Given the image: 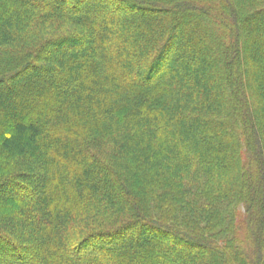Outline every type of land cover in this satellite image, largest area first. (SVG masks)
Wrapping results in <instances>:
<instances>
[{"label": "trees", "instance_id": "trees-1", "mask_svg": "<svg viewBox=\"0 0 264 264\" xmlns=\"http://www.w3.org/2000/svg\"><path fill=\"white\" fill-rule=\"evenodd\" d=\"M161 1L0 0V264H264V0Z\"/></svg>", "mask_w": 264, "mask_h": 264}, {"label": "rangeland", "instance_id": "rangeland-1", "mask_svg": "<svg viewBox=\"0 0 264 264\" xmlns=\"http://www.w3.org/2000/svg\"><path fill=\"white\" fill-rule=\"evenodd\" d=\"M154 1H156V2H159V3H161V4H164L161 0H154ZM83 5V4H82ZM115 7V8H113V7ZM106 9L108 10V11H111V10H113L114 12H116V13H118L119 11H120V13H122L123 12V10L124 11H126L127 13H129V14H135V16H139L141 13L140 12H138L139 11V9H133V8H130L129 6H127V8H123L122 10H119V11H117V9H116V6H114V3H110V2H108V3H106ZM158 14V15H160V14H165V13H162V12H159V11H156V12H153V14ZM98 15L99 16H101V15H103V14H101V13H99L98 12ZM77 29H72V28H67V27H60V29L58 28V29H55V30H49V29H46L45 31H43L44 33H46V34H44L43 33V36L44 37H51V36H53L54 34H60V33H69V32H74V31H76ZM196 32H198L197 30H195ZM85 34V33H84ZM129 34H130V37L131 38H135L134 36H136L135 35V32H134V30L133 31H131V32H129ZM43 37V38H44ZM1 47V46H0ZM26 72H34L35 74L37 73V71L36 70H34L33 68H31V69H29L28 71H26ZM26 72H23L24 74L26 73ZM23 73H18L19 75H18V79H20L21 78V74H22V76L24 75ZM233 78L232 79H230L229 81H224V83L225 84H229V85H231V87H233V85H234V83H233ZM1 84V83H0ZM248 84V83H247ZM2 145H4V146H6V148H10V147H15V146H17L16 145V142H14V141H12L11 142V144H6V142L5 143H2ZM255 169V166H252L251 167V170L253 171ZM8 190H10V188L8 189ZM0 193H1V191H0ZM2 223V222H1ZM1 225H3V227H8L9 229H15V228H13L12 227V225H10V224H8V223H6V222H4L3 224H1ZM106 225L105 224H103L101 227H105ZM14 232H15V230H14ZM19 235V237L23 240V241H27V237L24 235V234H22V232L20 233V234H18ZM17 235V236H18ZM128 235L129 234H126V235H123L122 236V240H125V239H127L128 238ZM125 236V237H124ZM143 236H147V234L146 233H141V237H143ZM148 237V236H147ZM162 239V240H161ZM155 240L158 242H162V241H165V238L164 237H160V236H158L157 235V237H155ZM121 242H123V241H121ZM129 242V241H128ZM91 250H92V248H90ZM89 249V250H90ZM93 249H97V248H95V247H93ZM85 252H87V250L86 249H83V250H79V254H83V253H85ZM33 253H35L34 252V250H33ZM32 255H30L29 256V259L27 260V261H25L24 262V264H28L29 262L30 263H33L35 260H34V258L33 257H31ZM17 262H15V264H16ZM20 263V262H19ZM23 263V262H22Z\"/></svg>", "mask_w": 264, "mask_h": 264}]
</instances>
